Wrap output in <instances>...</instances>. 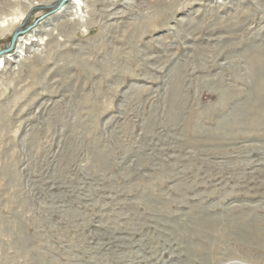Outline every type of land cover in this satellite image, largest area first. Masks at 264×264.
Segmentation results:
<instances>
[{
    "label": "rangeland",
    "instance_id": "rangeland-1",
    "mask_svg": "<svg viewBox=\"0 0 264 264\" xmlns=\"http://www.w3.org/2000/svg\"><path fill=\"white\" fill-rule=\"evenodd\" d=\"M59 1L0 0V264H264V0Z\"/></svg>",
    "mask_w": 264,
    "mask_h": 264
},
{
    "label": "bare ground",
    "instance_id": "bare-ground-1",
    "mask_svg": "<svg viewBox=\"0 0 264 264\" xmlns=\"http://www.w3.org/2000/svg\"><path fill=\"white\" fill-rule=\"evenodd\" d=\"M70 4H74L75 10L77 11V10L81 9V5L83 3H82V0H70ZM66 7H63V10H65ZM60 11H62V9ZM32 36L33 35H26L24 37H20L19 36V39L17 40L18 45L14 46V49H16V52L13 53V54L6 53V54H3V55H0V64L3 63L5 59H9V60L11 59L12 60L14 58V56L22 55L25 46L28 45V44H31V42L35 40L34 38L31 39Z\"/></svg>",
    "mask_w": 264,
    "mask_h": 264
},
{
    "label": "water",
    "instance_id": "water-1",
    "mask_svg": "<svg viewBox=\"0 0 264 264\" xmlns=\"http://www.w3.org/2000/svg\"><path fill=\"white\" fill-rule=\"evenodd\" d=\"M68 0H60L59 3L57 4V6L50 12H57L59 9L62 8V6L67 2ZM44 16V15H43ZM43 16H39L38 18H36L34 20V22L27 26L25 29L23 28H17L12 36H11V39H10V42L8 44V46L4 49H0V55H3V54H6V53H9L10 51H12L14 49V46L17 42V39L20 35H22L24 32L30 30Z\"/></svg>",
    "mask_w": 264,
    "mask_h": 264
},
{
    "label": "built area",
    "instance_id": "built-area-1",
    "mask_svg": "<svg viewBox=\"0 0 264 264\" xmlns=\"http://www.w3.org/2000/svg\"><path fill=\"white\" fill-rule=\"evenodd\" d=\"M15 45H18V43L16 42V44Z\"/></svg>",
    "mask_w": 264,
    "mask_h": 264
}]
</instances>
